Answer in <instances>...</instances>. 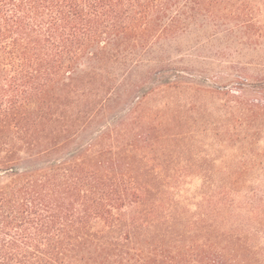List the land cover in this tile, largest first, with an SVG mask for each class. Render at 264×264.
Segmentation results:
<instances>
[{"label": "trees", "instance_id": "obj_1", "mask_svg": "<svg viewBox=\"0 0 264 264\" xmlns=\"http://www.w3.org/2000/svg\"><path fill=\"white\" fill-rule=\"evenodd\" d=\"M259 1L0 0V264H264V183L252 199L239 180L252 166L193 184L145 164L194 110L148 99L231 95L238 74L212 67L231 48L214 43Z\"/></svg>", "mask_w": 264, "mask_h": 264}, {"label": "rangeland", "instance_id": "obj_2", "mask_svg": "<svg viewBox=\"0 0 264 264\" xmlns=\"http://www.w3.org/2000/svg\"><path fill=\"white\" fill-rule=\"evenodd\" d=\"M255 3L252 7L256 18L249 25L238 28L229 38L219 37L214 43L215 46L228 45L231 48L230 57L223 59L227 61L225 64L214 63L212 66L220 74L224 71L238 74L229 78L226 84L219 85L226 86L219 87V91H228L231 95L184 89L181 92L165 91L148 99L147 108L169 101L180 105L186 102L194 110L183 109L181 114L184 113V118L171 122L173 128L165 136L173 137L171 135L180 133L177 141H164L156 146L157 153L149 154L153 155L154 160L145 162L157 168L190 169L191 177H182L180 180L193 184L205 180L204 176L211 177L212 169L216 175L225 177L223 172L252 166L254 170L251 173L239 176L240 181H246L249 185L247 195L252 199L263 198L264 117L250 116L242 125H236L227 113L235 101L264 105V3ZM241 105H237L239 109ZM140 116L131 119V128L146 123ZM261 231L263 235V223ZM257 243L264 249L263 239Z\"/></svg>", "mask_w": 264, "mask_h": 264}]
</instances>
